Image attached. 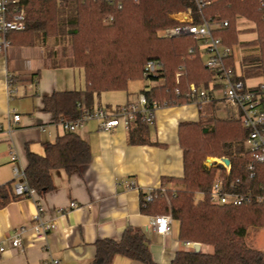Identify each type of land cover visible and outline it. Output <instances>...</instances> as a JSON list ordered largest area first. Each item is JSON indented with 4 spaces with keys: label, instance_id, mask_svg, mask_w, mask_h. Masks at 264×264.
Here are the masks:
<instances>
[{
    "label": "trees",
    "instance_id": "1",
    "mask_svg": "<svg viewBox=\"0 0 264 264\" xmlns=\"http://www.w3.org/2000/svg\"><path fill=\"white\" fill-rule=\"evenodd\" d=\"M25 9V29L9 35L10 44L21 47L43 45L50 68H78L84 76L81 91L54 92L43 99V109L55 121L75 120L82 111L93 110L94 100L104 92L125 91L129 82L144 78L162 80L145 90L148 106L169 102L189 104L185 93L190 84L209 89L213 73L201 61L198 41L191 36L165 38L162 34L179 25L172 15L192 9L193 0H19ZM201 15L228 26L213 31L227 46L238 42L235 22L244 17L254 23L260 52L246 53L242 63L256 64L246 74L264 73V3L261 0H203ZM255 33V32H254ZM48 40L52 44L48 45ZM244 44H249L244 43ZM189 50H192L190 53ZM162 63L158 76H145L147 61ZM182 67V68H181ZM180 74L176 80V74ZM176 90L179 94H176ZM210 103L199 111L195 122L180 123L178 142L183 152V176L161 179L169 205L159 190L152 201L140 194V211L148 216L170 214L179 223L178 240L210 246L211 254L178 251L170 264H264V251L250 248L245 241L250 227L264 229V167L255 163L245 147L248 131L234 118L218 119ZM131 146L154 144L150 126L136 117L127 129ZM206 157L226 158L231 165L230 179L251 192L254 199L241 206H219L208 201V194L220 166L204 167ZM23 171L29 190L45 196L52 188L51 172L67 175L91 162L88 143L76 132L64 131L37 154L26 147ZM253 166V175L247 166ZM13 185V183H12ZM11 184L0 186V209L13 201L29 197L14 194ZM198 194L203 198L197 199ZM116 256L139 264H155L150 241L140 228L127 227L120 240L96 241L92 264H111Z\"/></svg>",
    "mask_w": 264,
    "mask_h": 264
},
{
    "label": "crops",
    "instance_id": "2",
    "mask_svg": "<svg viewBox=\"0 0 264 264\" xmlns=\"http://www.w3.org/2000/svg\"><path fill=\"white\" fill-rule=\"evenodd\" d=\"M243 32L253 35L246 29ZM84 87L81 69L47 67L43 45H11L0 54V186L12 185L14 166L25 169L26 147L42 154L45 143L64 133L54 116L44 111L43 99L54 92L81 91ZM144 91L135 99L126 95L116 107L137 103ZM97 107L102 109L100 103ZM14 114L19 115V121L13 122ZM199 116L193 103L163 105L155 110L150 126L154 144L137 146L128 144L127 130L121 126L104 131L100 120L85 122L76 133L89 145V165L70 175L53 170V188L45 196L34 192L0 209V247L4 249L0 264H92L96 241H118L129 226L140 228L150 241L155 264H170L178 251L193 252L178 240L176 220L172 219L167 236L152 232V216L140 211V194L161 188L163 177L183 176L178 126L195 122ZM125 183H132L134 188L126 189ZM70 203L76 208H70ZM37 204L42 208L40 213ZM40 224L51 226L44 237L33 233V227ZM21 227L25 229L21 247L14 248L11 241ZM199 252L211 254L213 249L200 244ZM111 264L139 263L116 256Z\"/></svg>",
    "mask_w": 264,
    "mask_h": 264
},
{
    "label": "built area",
    "instance_id": "3",
    "mask_svg": "<svg viewBox=\"0 0 264 264\" xmlns=\"http://www.w3.org/2000/svg\"><path fill=\"white\" fill-rule=\"evenodd\" d=\"M137 1V0H133ZM196 12L198 14V22L192 9H187L182 13L172 15V19L179 23L178 26L166 30L162 36L165 38H177L191 36L198 41L199 47L202 46L204 53L208 55L205 62V67L213 73V81L209 89L198 88L194 84L188 86L185 93V98L193 103L197 110L210 103L223 102L226 109H233L234 116L231 118L237 119L241 126L248 131V137L245 142V147L254 159L255 163L264 167V73L248 76L246 72L256 67V64L246 65L242 63V50H239V61L235 60L234 46H227L223 43L222 38L215 37L213 31L216 29L225 28L228 26L226 21L215 22L211 19H206L201 15V8L205 5L203 0H193ZM261 4L264 0H261ZM25 9L19 0H0V54H5L11 46L9 35L14 32H21L25 29ZM238 43H240L238 41ZM191 53L192 50H189ZM259 53L258 51H255ZM182 68V67H181ZM163 65L156 60L147 61L144 67L145 76H158L161 74ZM180 74H176V80ZM222 91L221 99L217 98L215 92ZM176 94L179 91L176 90ZM169 102L162 104L154 103L148 106L143 94L138 96V101L135 104L119 106L113 114H108L102 109L97 111L83 110L82 115L75 119H61L57 123L64 131L76 132L78 128L89 120H100V128L104 131H114L121 126L125 130L130 127L131 122L139 117L141 121L151 126L154 124V112L163 105H168ZM20 117L17 114L12 116L13 122L19 121ZM226 158H208L204 162L206 169H211L215 166H220L222 171L217 174L208 194V201L213 205L219 206H241L250 200L261 201L262 198L253 197L251 192H244L239 188V181L230 179L231 165L225 164ZM11 162H16L15 156L11 157ZM250 177L253 175V166H247ZM24 170L18 166L12 168V183L13 191L17 196H23L29 192L31 196L34 192L29 190L24 178ZM126 189L134 188L132 183H125ZM159 194L163 195L169 205V200L166 196L165 188H159ZM157 194L155 190H148L144 195V200L149 202L155 198ZM198 197L203 198L202 194ZM38 212L42 208L37 204ZM70 208H76L75 203H70ZM172 218L168 213L166 215H156L150 218V227L152 232L157 236H167L170 231ZM51 229L48 225H37L33 227V233L36 237H44ZM25 233L24 227L19 228L11 241V246L14 248L21 247V237ZM183 246L193 251L194 243H183ZM4 249L0 247V252ZM53 264V263H52Z\"/></svg>",
    "mask_w": 264,
    "mask_h": 264
},
{
    "label": "rangeland",
    "instance_id": "4",
    "mask_svg": "<svg viewBox=\"0 0 264 264\" xmlns=\"http://www.w3.org/2000/svg\"><path fill=\"white\" fill-rule=\"evenodd\" d=\"M235 25H236V28L239 30L238 41L249 43V44H244V43L241 44L237 42L236 44H234L235 60L239 61L240 58H239L238 49H241L242 51H244L245 53L242 52V54L245 55L248 52H255V51H258V49L260 50V46L256 44V42H254L257 36L256 31L254 30L255 29L254 23H252L250 20L245 19L244 17H239L236 19ZM245 29L249 32L252 31L253 35L244 33L243 31ZM254 37L255 39L251 41ZM50 44L52 43L50 40H48V45ZM199 50H200L201 61L203 62V64H205V62L208 59V55L204 53L202 46L199 47ZM161 83H162V80L155 81V80H149V79H144V78L133 80L129 82L127 89L125 91L104 92L100 94V96L98 98H95L94 100V109L92 111H97L98 110L97 106L100 103L102 106V110L104 112H107V113H109L110 111L114 112L115 109L117 108L116 107L117 103L121 104V102L125 100L126 95L128 96L129 94V98L135 99L137 94H139L141 90H146L149 87L157 86V85H160ZM215 95L217 98L221 99L223 96V92L217 91L215 92ZM108 104L110 106L106 107ZM213 114L218 119H227V118L234 116V110L226 109L224 103L219 102L217 103L216 108L213 111ZM89 121H93V120H89ZM208 158L212 159V157H206L205 161H207ZM196 198L199 199L200 197L197 196ZM245 241H246V244L250 248L264 251V229L255 228V227L248 228Z\"/></svg>",
    "mask_w": 264,
    "mask_h": 264
},
{
    "label": "water",
    "instance_id": "5",
    "mask_svg": "<svg viewBox=\"0 0 264 264\" xmlns=\"http://www.w3.org/2000/svg\"><path fill=\"white\" fill-rule=\"evenodd\" d=\"M224 163L228 164L229 163L228 159H224ZM199 250H200V244H194L193 252L198 253Z\"/></svg>",
    "mask_w": 264,
    "mask_h": 264
}]
</instances>
